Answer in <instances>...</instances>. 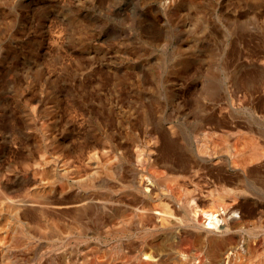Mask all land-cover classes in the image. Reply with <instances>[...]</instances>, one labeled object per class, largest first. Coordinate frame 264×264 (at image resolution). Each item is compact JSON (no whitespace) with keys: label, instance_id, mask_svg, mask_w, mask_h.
Returning <instances> with one entry per match:
<instances>
[{"label":"rangeland","instance_id":"374dc122","mask_svg":"<svg viewBox=\"0 0 264 264\" xmlns=\"http://www.w3.org/2000/svg\"><path fill=\"white\" fill-rule=\"evenodd\" d=\"M202 116L263 142L264 0H0L5 191L40 189L44 155L69 171L57 197L88 192L92 152L114 163L170 124L194 145Z\"/></svg>","mask_w":264,"mask_h":264},{"label":"bare ground","instance_id":"6f19581e","mask_svg":"<svg viewBox=\"0 0 264 264\" xmlns=\"http://www.w3.org/2000/svg\"><path fill=\"white\" fill-rule=\"evenodd\" d=\"M224 129L202 116L191 145L170 124L115 164L98 160L114 146L100 147L82 185L91 195L57 197L69 171L49 175L54 160L41 155L40 189L0 187V264H264V140Z\"/></svg>","mask_w":264,"mask_h":264}]
</instances>
